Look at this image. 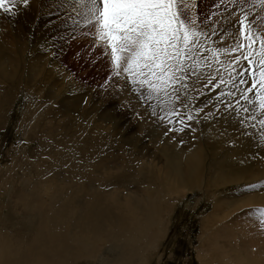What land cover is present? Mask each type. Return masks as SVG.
Returning a JSON list of instances; mask_svg holds the SVG:
<instances>
[{"label":"bare ground","instance_id":"1","mask_svg":"<svg viewBox=\"0 0 264 264\" xmlns=\"http://www.w3.org/2000/svg\"><path fill=\"white\" fill-rule=\"evenodd\" d=\"M2 28L0 19V129L24 74L18 55L20 44L16 48L12 36ZM28 65L25 90L37 94L33 83L44 71V62L34 56ZM59 107L65 108L63 104ZM31 110L24 114L20 125ZM57 118L56 111L48 117L51 122ZM201 126L212 133L211 142L205 144L198 126L195 134L183 135V144L177 142L181 134L169 139L162 131L157 139H148L156 146L162 164L156 170L151 162H137L134 169L136 161L123 149L124 144L111 143L96 125L93 130L81 123L80 115L75 125L66 124L62 137H56L60 125L41 130L36 124H28L26 140L34 138L37 149L32 153L34 160L24 153L14 160L8 173L19 188L9 195L8 205L0 204V264H82L89 257L95 258L93 264H133L163 239L164 207L171 204L170 209L173 195L179 198L180 191H202L211 203V212L200 221L201 243L196 251L198 259L203 260L200 264H221L212 255L218 245V233L222 230L227 236L231 227L238 231L239 224L241 235L250 238L251 246L259 252L255 256L259 257L257 264H264V231L259 211L264 209V191L259 187L244 191L252 182H264V149L255 143L260 134L259 124L245 134L229 114L218 124ZM236 162L237 166L228 168ZM19 174L22 182L18 180ZM2 183L1 179L0 189ZM242 184L245 187L218 197L225 186ZM114 189H124L123 195H117ZM228 217H237L232 226ZM221 249L220 260L225 264H245L244 259L232 257L231 249ZM113 254L115 257H110ZM140 261L147 264V259Z\"/></svg>","mask_w":264,"mask_h":264},{"label":"snow or ice","instance_id":"2","mask_svg":"<svg viewBox=\"0 0 264 264\" xmlns=\"http://www.w3.org/2000/svg\"><path fill=\"white\" fill-rule=\"evenodd\" d=\"M72 3L74 10H83L88 34L94 30V47L110 57L105 87L118 89L116 95L127 101L125 110L153 123L169 139L181 134L180 144L198 125L231 114L245 134L259 124L255 143L264 149V34L254 30L256 17L250 18L254 9L264 13V0H251L247 8L243 0H221L215 5L224 7L219 24L211 17L190 16L184 0ZM29 6L30 0H0V13L16 18ZM225 23L232 27L221 32ZM257 187L264 191V182L244 191ZM259 211L264 231V209Z\"/></svg>","mask_w":264,"mask_h":264},{"label":"rangeland","instance_id":"3","mask_svg":"<svg viewBox=\"0 0 264 264\" xmlns=\"http://www.w3.org/2000/svg\"><path fill=\"white\" fill-rule=\"evenodd\" d=\"M243 2L246 8L251 4V0H243ZM218 3H221V0H184L182 7L190 16L198 14L199 20H207L211 17L219 24L221 20L219 13L224 12V7L217 10L215 5ZM223 3L227 4V0H223ZM228 7L231 8V5L229 4ZM74 8L72 0H30L29 10L21 11V14L16 18L0 13L3 32L12 36L16 48L17 44L23 46V50L22 48L20 50L21 46L18 45V55H21L20 60L24 71L20 78L23 83L18 87V95L15 97L11 109L8 110L5 125L0 129V178L3 182L0 189V204L5 202V205H8L9 195L19 188L14 177L8 174L9 170L12 171L14 160L22 158L24 153L34 160L32 153L37 149V145L34 138L31 141L26 140L25 130H28V124H36L37 129L39 127L41 130H45V127H52V124L54 128L56 125H60L62 128L58 129L56 137H62L66 124L73 122L75 125L80 115L81 123L94 128L93 130L96 125L111 143H123L122 146L125 147L122 148L129 152L133 161H136L134 169H136L137 162L141 165L151 162L156 170L162 165L156 146L150 144L148 140L157 139L161 130L154 124L149 125L147 121L139 120L133 112L125 110L122 104H126L127 101H122L116 95L118 89L113 90L111 87H105V80L110 71V57L102 56L101 48L94 47V30L92 35L88 34L85 30L86 17L82 14L83 10H74ZM78 12L80 14H77ZM214 12L215 16H213ZM236 14H239L238 8ZM253 16L256 17L253 20L254 30L264 34V13H259L257 9H254L250 13V18ZM232 19L234 20L235 17ZM231 27V23H225L220 31L223 32L225 28ZM256 47L258 48V44ZM4 53L7 56L6 51ZM34 56L41 57L44 62V71L39 72L35 83H33V86L38 89L37 94H31L25 90L26 70ZM4 90L5 88L2 87L1 91ZM250 96L254 97V93ZM84 100H87V104L83 103ZM60 104H63L65 108L59 107ZM29 108L32 109L29 117L23 125H20ZM53 111L58 114L55 122L48 119L49 114ZM223 120L211 123L218 124ZM199 127L203 129L201 125H198ZM201 133L205 144L214 139L212 133H209L205 128ZM128 145H131L130 147H133L135 151L133 152ZM208 163L211 164L209 159ZM233 165L237 166L238 163H230L228 168ZM18 180L19 182L23 181L21 174L18 175ZM257 183L258 181H255L250 185ZM241 187H245V185L225 186L217 193L218 197L230 195ZM204 189H206V185H204ZM113 191L120 196L123 195L124 189H114ZM173 196L174 202L170 207L171 210L169 209L171 204L167 206L169 210L164 207L166 214L164 215L163 239L159 244L148 248L133 264H140L142 259H147V264H200V260L203 261L198 259L196 253L201 243L199 241L201 236L200 221L211 212V203L204 198L205 193L202 191L189 193L180 191L179 198H176L178 195ZM12 202L14 201L12 200ZM12 202L11 204L15 205L16 202ZM233 217L235 216L233 215ZM233 217H228L229 225L237 218L233 219ZM222 221H219V224ZM214 224L217 227L218 221ZM239 226L241 227L240 224ZM235 229V227H231L227 236L223 234L222 230L219 231L217 237L220 242L218 241L215 253L212 255L215 259L217 258L219 263L225 264L220 260L219 255L221 247L224 246L232 250V257L244 259L242 261H245V264H257L259 257L255 258V256L259 252H256L251 246L250 238L246 239L239 230L235 231ZM209 230L213 231L214 229L210 228ZM230 234L233 235L228 237ZM257 237L261 238V236ZM99 247L102 245L99 244ZM110 257L113 258L115 255H110ZM262 257H264L263 254ZM94 259L93 257L86 258L82 264H93Z\"/></svg>","mask_w":264,"mask_h":264}]
</instances>
